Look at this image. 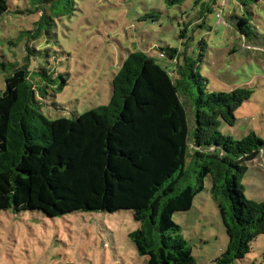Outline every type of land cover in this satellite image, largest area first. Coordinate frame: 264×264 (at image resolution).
Returning <instances> with one entry per match:
<instances>
[{
    "label": "trees",
    "instance_id": "trees-1",
    "mask_svg": "<svg viewBox=\"0 0 264 264\" xmlns=\"http://www.w3.org/2000/svg\"><path fill=\"white\" fill-rule=\"evenodd\" d=\"M51 1L53 9L62 2ZM186 1L168 0L171 6ZM219 1L212 6L220 7ZM238 1L250 7L259 0ZM68 3L71 15L75 0ZM8 11V0H0V16ZM212 11L207 4L206 12ZM200 19L205 22V15ZM227 22L251 39L245 16ZM161 55L179 59L175 49ZM182 62L171 69L145 52H132L112 81L108 105L55 120L41 110L28 69L13 65L0 91V211L49 218L131 211L140 227L130 238L146 264H195L174 216L192 210L209 178L228 236L214 264L244 259L264 235V203L249 200L243 184L264 142L256 133L236 141L219 128L222 122L234 125L237 110L254 92L249 86L211 92L197 63L187 57ZM40 72L51 81L46 69ZM181 94L193 108L192 131Z\"/></svg>",
    "mask_w": 264,
    "mask_h": 264
},
{
    "label": "rangeland",
    "instance_id": "rangeland-1",
    "mask_svg": "<svg viewBox=\"0 0 264 264\" xmlns=\"http://www.w3.org/2000/svg\"><path fill=\"white\" fill-rule=\"evenodd\" d=\"M212 1L171 6L168 0H75L68 15V0L54 9L51 0H8L9 11L0 16V91L6 89L13 65L26 67L43 113L52 120L75 119L109 104L112 81L132 52H145L171 69L187 57L197 63L211 92L249 86L254 93L237 110L234 125L222 122L219 129L236 141L256 133L264 142V0L250 7L238 0H220L221 6L214 7ZM207 4L211 13L206 12ZM45 13L50 15L46 19ZM230 16L250 21L251 39L235 23L227 24ZM201 42L207 45L201 47ZM172 49L179 57L173 62L161 55ZM43 69L52 76L50 82L41 74ZM181 99L192 131V105L183 94ZM189 143L191 148L192 136ZM248 166L245 195L264 203V149ZM205 186L190 212L174 216L193 249L195 264H214L228 246L209 178ZM139 227L131 211L77 212L58 218L0 211V264H146L147 257L130 238ZM235 264H264V235Z\"/></svg>",
    "mask_w": 264,
    "mask_h": 264
},
{
    "label": "built area",
    "instance_id": "built-area-1",
    "mask_svg": "<svg viewBox=\"0 0 264 264\" xmlns=\"http://www.w3.org/2000/svg\"><path fill=\"white\" fill-rule=\"evenodd\" d=\"M218 17H219V18H221V17H222L221 13H219V14H218Z\"/></svg>",
    "mask_w": 264,
    "mask_h": 264
}]
</instances>
